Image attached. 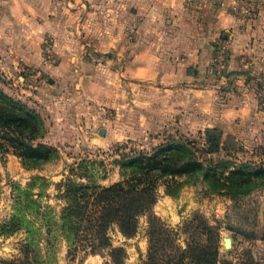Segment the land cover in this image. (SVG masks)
Segmentation results:
<instances>
[{"label":"rangeland","instance_id":"obj_1","mask_svg":"<svg viewBox=\"0 0 264 264\" xmlns=\"http://www.w3.org/2000/svg\"><path fill=\"white\" fill-rule=\"evenodd\" d=\"M2 1L0 89L38 115L44 128L38 141L55 149V155L29 163L12 150H0V264L19 257L24 239L38 242L42 264H108L105 251L69 256L59 227L64 183L113 184L121 179L123 154L150 151L181 137L201 146L209 124L234 130L244 143L241 152L211 156L217 172L228 175L239 163L260 172L254 176L245 170L238 183L227 179L225 186L218 177L205 179L202 172L181 176L178 193L159 186L153 213L180 231L182 245L187 237L182 227L194 214L218 225V264H264V76L260 84L253 83L256 108L246 116L227 118L226 106L241 102L234 79L241 74L228 69L230 39L224 31L199 36L198 54L204 60L194 65L184 59L187 51L178 52L187 47L180 42L184 37L174 34L189 21L156 14L146 23L139 12L145 0H84V11L67 30L59 25L67 12L54 7L64 0H19L23 6L17 14L9 12L10 0ZM216 1V8H228L241 29L264 10V0ZM210 14L198 20L200 27L211 25ZM245 71L244 76L257 74ZM249 102L244 100L245 105ZM84 161L94 182L77 168L82 162L84 169ZM26 196L33 203L28 205L33 212L21 211L28 228L5 231L3 226L25 206ZM110 236L114 246L127 252L123 264H143L146 215L139 218L133 237L116 227Z\"/></svg>","mask_w":264,"mask_h":264},{"label":"trees","instance_id":"obj_2","mask_svg":"<svg viewBox=\"0 0 264 264\" xmlns=\"http://www.w3.org/2000/svg\"><path fill=\"white\" fill-rule=\"evenodd\" d=\"M43 135L44 128L38 115L0 89V150H12L29 163L49 160L55 155V149L38 141ZM199 144L181 137L150 151H136L127 157L123 154L119 159L121 179L107 186L79 185L68 179L61 193L65 204L60 211L59 227L67 238L69 256L105 251L108 264H123L127 252L122 246L112 244L110 229L116 227L123 236L133 237L139 229V218L146 215L148 249L143 264H218L221 257L218 225H210L202 215L194 214L182 227V232L187 235L182 245L180 231L168 227L153 213L159 186L163 185L166 193H178L183 184L181 176L202 172L205 179L218 177V183L225 186L227 179L238 183L245 170L252 172L246 169L247 164L241 163L234 165L228 175L216 171L212 155L238 153L244 149L242 142L222 127H206L202 145ZM82 162L77 167L82 170V177L94 182L93 173L87 169L85 161L82 169ZM259 172L252 174L256 176ZM24 204L3 226L5 231L13 233L22 226L28 228L21 211L24 215L28 210L33 212V208H28L33 203L26 196ZM42 263L38 242L25 239L20 245L19 257L8 262Z\"/></svg>","mask_w":264,"mask_h":264},{"label":"crops","instance_id":"obj_3","mask_svg":"<svg viewBox=\"0 0 264 264\" xmlns=\"http://www.w3.org/2000/svg\"><path fill=\"white\" fill-rule=\"evenodd\" d=\"M43 1L46 4L50 0ZM51 1L53 2V0ZM216 2V0H145L144 5L139 7V12L144 14L146 23L148 20H151L150 16L156 14H161L163 17H175L179 15L189 21V25L182 29V31L174 30L175 35H182L184 37L180 42L182 45L184 43L187 47H185L186 49H183V47L178 49V52L187 51L188 57L184 59H187L188 64L195 65L200 60H204L198 54L201 41L199 36L206 33L211 37H215L224 31V35L230 39L228 69L233 73L241 74L234 78L236 84H238L237 89L239 93L237 94H239L238 97H240L241 102L237 103L238 106H226L224 114L227 118L246 116L256 108L254 107V103L257 99L254 88H252L253 83L260 84L259 79L261 76H264V10L260 12L259 17L253 24L241 29L237 26L236 19L229 12L228 8H216ZM4 4L3 1L0 2L1 16L5 13L3 10ZM9 6V12L17 14L23 5L19 0H10ZM54 7L67 12L68 16L59 22V25L67 30L73 26L76 15L84 11V0H64L61 5L56 4ZM208 12L212 15V18H209L210 21L212 20L211 25L205 26V28L203 26L200 27V24L197 23L198 20L204 18ZM140 32L143 33V31ZM226 32H228L227 35ZM67 34H72V28ZM136 58L137 54L133 60ZM250 69L253 73L257 74L251 75L250 73V77L244 76L243 74L247 73L245 70L248 71ZM244 100H250V102L245 105ZM209 126H213V124H209ZM225 130L226 132L235 134L234 130ZM241 142L244 144L243 141Z\"/></svg>","mask_w":264,"mask_h":264}]
</instances>
